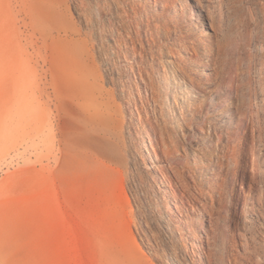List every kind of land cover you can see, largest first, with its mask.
<instances>
[{
  "label": "rangeland",
  "instance_id": "1",
  "mask_svg": "<svg viewBox=\"0 0 264 264\" xmlns=\"http://www.w3.org/2000/svg\"><path fill=\"white\" fill-rule=\"evenodd\" d=\"M211 6L0 0V264H264V0Z\"/></svg>",
  "mask_w": 264,
  "mask_h": 264
},
{
  "label": "bare ground",
  "instance_id": "2",
  "mask_svg": "<svg viewBox=\"0 0 264 264\" xmlns=\"http://www.w3.org/2000/svg\"><path fill=\"white\" fill-rule=\"evenodd\" d=\"M213 1L214 0H196V2H197V8H196V10H195V13L197 14V16H201L200 14L201 13H203V14H205V16H207V18L209 19V21L211 20V16H213L212 14V11L213 10H211V5H212V3H213ZM220 8V7H219ZM192 9V8H191ZM221 10H222V8H221ZM220 11V10H219ZM221 12V11H220ZM202 14V15H203ZM221 14V13H220ZM204 16V17H205ZM221 17H222V14H221ZM221 20H223V19H221ZM208 21V23H209V25H211L210 24V22ZM220 21V20H219ZM224 21V20H223ZM222 21V23H224ZM213 25V24H212ZM223 25V24H222ZM219 26V25H218ZM205 27V26H204ZM209 27H211V26H209ZM220 27H221V24H220ZM212 29H213V27H211ZM224 29V28H223ZM222 29V30H223ZM220 30V29H219ZM224 32V31H223ZM222 32V33H223ZM225 34V33H224ZM252 44V43H251ZM262 45V44H261ZM260 45V46H261ZM262 49H264V48H259L258 47V45H257V42H256V39L254 38L253 39V44H252V51H251V56L249 57V62H250V66H251V71H252V73H253V75L254 76H256L258 79H257V82H259L258 80L259 79H261L262 80V71H264V69L263 68H260L259 67V65L257 64V62H256V55H257V53L258 52H262L263 53V51L264 50H262ZM262 65V64H261ZM263 67V66H262ZM249 74H250V72H249ZM263 78H264V76H263ZM247 79V78H246ZM260 80V81H261ZM245 81V80H244ZM255 83V90H254V97H255V99H256V103H257V99L259 98L258 96H259V91H262V93L264 92V84L263 83H261V82H259V83ZM253 86V85H252ZM261 93V92H260ZM254 99V98H253ZM263 99V98H262ZM262 103V102H261ZM219 112V111H218ZM219 115H226L227 116V118L228 119H234V114H233V112L231 111V112H229V111H226V112H219V113H217V116H219ZM230 121V120H229ZM233 122V121H232ZM95 150V149H94ZM109 151H111V153H115V151H114V149H113V147L112 146H110L109 147ZM106 153V152H105ZM109 156V155H108ZM105 158H106V156H105ZM108 160V159H107ZM103 163V162H102ZM104 166H106L105 164H104ZM107 167V166H106ZM90 168V167H89ZM88 168V169H89ZM82 169H84L85 170V168L83 167ZM87 170V169H86ZM79 182V181H78ZM248 202H250L248 199H245V203H246V206H248ZM250 207V206H249ZM245 213H244V215H243V218H244V224H245V228H246V225L248 224V222L251 220V219H253V217L255 216V213H250V211L249 210H245L244 211ZM241 235V246L243 247V249L245 250V251H247L248 250V248H249V244H248V241H247V238H246V236L244 235V234H240ZM263 243V242H262ZM264 245V244H263ZM260 263H261V261H260ZM259 263V264H260Z\"/></svg>",
  "mask_w": 264,
  "mask_h": 264
}]
</instances>
